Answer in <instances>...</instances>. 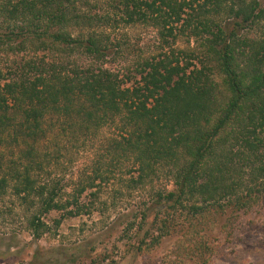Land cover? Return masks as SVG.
<instances>
[{
  "label": "trees",
  "instance_id": "obj_1",
  "mask_svg": "<svg viewBox=\"0 0 264 264\" xmlns=\"http://www.w3.org/2000/svg\"><path fill=\"white\" fill-rule=\"evenodd\" d=\"M82 1L0 0V17L17 21L27 16L39 29L32 38H23L22 49L27 50L30 44L38 52L54 54L49 62L43 58L39 62L35 58L26 60L13 75L0 69V201L11 190L19 202H11L7 211L13 209V213L20 205L35 208L37 214L32 216L30 227L34 237L41 238L49 228L39 216L54 211L63 213L57 220L59 225L67 217L81 215L85 209L82 196L95 189L91 196L100 195L101 185L109 183V175L116 171L113 163L117 155L133 158L131 170L119 179L121 190L132 193L144 189L161 172L167 179L173 178L175 190L150 194L141 224L151 204L168 203V218H175L187 208L195 216L208 208L220 214L224 200L239 197V205L246 207L261 195L264 39L258 44L242 41L249 51L239 54L246 64L242 67L235 47L240 37L226 28L228 19L214 23L209 17V6L213 16L236 20L240 29L263 20L264 6L257 0H120L126 24L150 23L160 28L162 35L176 39L173 27L182 23L183 34L202 38L201 45L215 57L212 68L222 76V83H215L211 68L194 51L182 50L179 53L184 54L183 58L172 54L147 60L140 80L133 84L130 77L121 78V74L104 67H83L68 61L76 53L89 55L97 63L109 55L105 36L96 29L102 21L107 22L103 27H108L113 20L107 15L81 12L76 4ZM195 18L205 25L203 32L192 25ZM37 21H47L46 28L41 30ZM65 27L82 32L73 37ZM84 27L91 32L86 34ZM12 37L6 38L12 42ZM30 71L36 72L33 81L25 74ZM130 83L132 86H127ZM220 86L224 96L228 95L223 107L217 104ZM118 121L121 140L112 142L111 167L108 164L103 170V161L97 163L77 182V195L64 202V178L60 179L56 171L65 154L57 142L58 136L51 140L49 133L60 132L61 137L79 142V137L90 136ZM48 138L50 147L40 150L42 141ZM61 169L66 171L64 166ZM245 169H250L248 183L243 176ZM198 200L203 204L196 203ZM160 232L148 236L150 245L158 244L170 233V227L164 225Z\"/></svg>",
  "mask_w": 264,
  "mask_h": 264
},
{
  "label": "rangeland",
  "instance_id": "obj_2",
  "mask_svg": "<svg viewBox=\"0 0 264 264\" xmlns=\"http://www.w3.org/2000/svg\"><path fill=\"white\" fill-rule=\"evenodd\" d=\"M250 1L256 0H247ZM257 1L261 7L264 6V0ZM78 6L81 12L107 15V19L110 17L113 20L108 27H103L107 22L102 21L96 29L104 34L109 55L97 63L89 55L76 53L71 55L68 61L83 67L91 64L104 67L121 74V78L122 75L130 77L135 84L140 80V71L147 60H159L172 54L183 58L184 54L179 51H194L195 56L211 68L215 83H222L219 70L212 68L215 64L214 55H209L207 47L201 45L202 38H191L183 34L180 25L182 23L173 27L177 36L174 39L162 35L161 29L151 26L150 23L126 24L120 0H83L76 4V7ZM209 8V17L214 23L221 24L228 19L226 28L240 37V41L235 44L237 60L242 67L246 66L245 60L239 56L243 50L249 52L242 41L260 43L264 39V19L252 27L247 28L246 24L240 29L236 26V20L227 16H213L211 5ZM183 18L186 19L185 16ZM23 19L15 21L0 17V36L3 39L0 41V69L4 74L12 72L13 75L15 71L18 73V66L31 58H35L37 62L42 58L47 62L53 60L52 52H38L37 47L30 44H27V50L22 49L23 38H32L39 32L31 20ZM47 23L36 22L41 30L46 28ZM192 25L198 26L201 32L205 30V25L203 27L198 18L192 19ZM57 29L58 27L54 32ZM85 29L86 34L91 32ZM65 30L73 37L82 32L72 27H65ZM211 30L217 33V29L211 27ZM33 31L34 33H31ZM164 33L166 34L165 31ZM7 36H13V41L9 42ZM37 43L36 41L32 44ZM34 71L25 72L32 81L36 76ZM127 86L131 87L132 84ZM216 94L218 106L223 107L228 95L224 96L221 86ZM120 126L119 121L109 124L90 136L79 137V142L61 137L60 132L49 133L51 140L58 136L57 142L65 154L56 171L60 179L64 178V202L74 195L77 182L97 163L103 161V170L108 168V164L111 167L113 155L110 151L113 140H121ZM49 138L42 141L40 150L50 147ZM181 161H185L183 157ZM113 164L116 171L109 175V183L101 185L100 195L96 198L91 196L92 192L97 191L95 189L82 196L85 209L81 215L67 217L59 225L57 220L61 219L63 213L54 211L39 216L49 228L39 239L34 237L30 227L32 216L37 214L36 209L20 205L13 213V209L8 212L12 207L11 202L16 205L19 203L12 195L14 192L8 190L7 196L0 201V264H264V192L257 195L246 207L239 205V197L234 196L233 201L224 200L220 214L213 208H208L201 215L195 216L187 208L175 218H168V203L162 202L160 206L151 204L147 211L148 216L141 224V215L145 212L146 204L150 202V194L155 191L175 190L173 178L167 179L162 175L165 173L161 172L155 182L131 193L121 190L119 179L126 177L127 171L131 170L133 158L117 155ZM61 166H64L66 171H63ZM249 172L250 169H245L243 173L247 183L250 180ZM246 200L242 203L245 204ZM196 203L203 204L201 200ZM164 225L170 227V233L165 234L158 244L150 245L151 237L148 236L161 234Z\"/></svg>",
  "mask_w": 264,
  "mask_h": 264
}]
</instances>
